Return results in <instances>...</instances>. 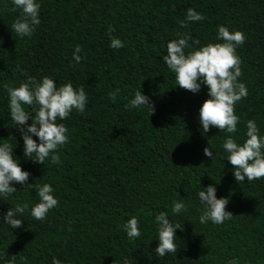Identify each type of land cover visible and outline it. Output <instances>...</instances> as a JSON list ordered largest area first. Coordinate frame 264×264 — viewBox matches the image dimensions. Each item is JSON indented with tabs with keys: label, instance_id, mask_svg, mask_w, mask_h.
<instances>
[{
	"label": "trees",
	"instance_id": "obj_1",
	"mask_svg": "<svg viewBox=\"0 0 264 264\" xmlns=\"http://www.w3.org/2000/svg\"><path fill=\"white\" fill-rule=\"evenodd\" d=\"M40 23L31 36H18L12 24L21 10L13 0H0V145L9 143L21 168L30 173L17 192L0 197V264H264V178L237 183L223 149L231 136L246 139V121L254 120L264 137V0H36ZM203 21L187 22L188 8ZM124 47L113 49L108 28ZM241 31L236 46L247 96L235 105L240 117L234 133L212 127L203 132L199 109L209 98L201 83L198 92L176 85L163 60L167 43L184 36L200 45L222 42L218 26ZM80 45L82 60L73 52ZM200 45H196L199 47ZM188 51L187 49L185 50ZM52 78L57 87L71 82L87 94L84 113L73 109L59 120L68 142L57 149L61 163L34 162L24 155V141L13 125L4 85L18 86L29 77ZM119 89L115 102L108 93ZM141 91L154 104V113L125 104ZM26 111L33 112L24 105ZM30 113L27 124L32 123ZM26 127V125H25ZM33 139L38 137L33 135ZM210 140V144H209ZM210 147L213 159L204 155ZM264 151V150H262ZM218 182V183H217ZM48 183L58 206L44 220L31 216L38 202L35 188ZM216 187L233 216L223 224H201V188ZM187 211L172 212L173 201ZM29 208L12 229L3 216L16 204ZM164 211L176 229L177 253L158 257V224ZM136 216L140 237L129 240L123 224Z\"/></svg>",
	"mask_w": 264,
	"mask_h": 264
},
{
	"label": "clouds",
	"instance_id": "obj_2",
	"mask_svg": "<svg viewBox=\"0 0 264 264\" xmlns=\"http://www.w3.org/2000/svg\"><path fill=\"white\" fill-rule=\"evenodd\" d=\"M12 11L21 10L18 18L12 24V31L18 36H31L34 26L40 23V5L36 0H13ZM206 17L193 8H188L186 19L180 21L181 26L187 27V22L203 21ZM115 29L110 25L108 35L110 47L120 49L124 43L112 33ZM217 37L222 42L207 43L200 45L199 40L188 43L190 37L184 36L171 40L167 43V55L163 56L169 70L174 73L176 85L193 93L198 92L201 83L208 87L209 98L205 99L199 109V119L206 133L210 128H219L222 132L234 133L240 117L235 113V105L248 94L246 85L238 80L241 76V60L236 54V46L242 45L245 41L244 34L237 31H229L224 25L218 26ZM196 45H200L196 47ZM188 50L187 52L185 50ZM82 48L76 45L73 52V59L78 64L81 62L80 55ZM8 97L10 118L13 125L18 126L24 141V155L34 162L43 163L46 159L53 164H59L60 156L57 149L68 142L67 127L59 120H66L73 109L81 114L85 111L87 94L83 85L76 89L69 81L57 87L56 82L44 76L42 80L29 77L21 81L18 86L4 85ZM119 89L108 93L112 102L116 101ZM24 105L30 106L33 112L26 111ZM145 106L154 113V104L150 98L141 91H136L134 98L124 107L128 110ZM30 113H34L32 123L27 124ZM26 125V127H25ZM247 139L238 144L231 136L225 139L223 149L227 153V159L233 166V175L237 183L264 178V137L259 135V128L254 120L246 121ZM33 135L38 137L33 139ZM210 144V140H209ZM204 155L213 159V152L210 147L204 148ZM30 173L21 168L13 155V147L9 143L0 145V197L7 198L17 192L13 186L15 183L24 185ZM218 183V182H217ZM28 188H35L38 202L31 207V216L37 220H44L49 210L58 206V200L53 195V188L50 184H27ZM199 200L204 206L200 215V223L205 224L211 221L213 224H223L230 220L233 214L226 210L228 199L217 198L216 187L208 185L198 192ZM29 208L27 203L16 204L9 208L3 216L4 222L12 229L21 227L22 220L17 214H23ZM187 211V205L181 201H173L172 212L180 213ZM158 224V245L155 248L156 255L163 257L167 253H177L175 243L176 229L182 227L179 224H172L166 212L161 211L155 216ZM139 221L132 216L123 224L129 240L140 237L138 227ZM3 256V253H0ZM24 264L27 261L21 257ZM4 264H14V260H6ZM52 264H63L57 258H53ZM123 264H130L124 259ZM227 264H239L238 260L231 259Z\"/></svg>",
	"mask_w": 264,
	"mask_h": 264
}]
</instances>
